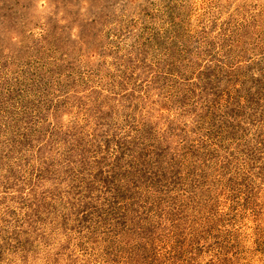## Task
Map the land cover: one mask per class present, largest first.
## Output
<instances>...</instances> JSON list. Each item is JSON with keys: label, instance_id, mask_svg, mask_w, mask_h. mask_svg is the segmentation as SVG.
I'll use <instances>...</instances> for the list:
<instances>
[{"label": "rangeland", "instance_id": "374dc122", "mask_svg": "<svg viewBox=\"0 0 264 264\" xmlns=\"http://www.w3.org/2000/svg\"><path fill=\"white\" fill-rule=\"evenodd\" d=\"M0 264H264V0H0Z\"/></svg>", "mask_w": 264, "mask_h": 264}]
</instances>
